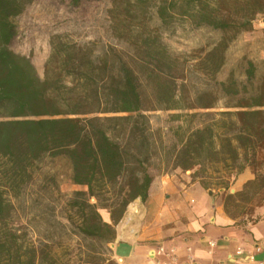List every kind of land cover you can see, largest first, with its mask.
<instances>
[{"label":"trees","instance_id":"obj_1","mask_svg":"<svg viewBox=\"0 0 264 264\" xmlns=\"http://www.w3.org/2000/svg\"><path fill=\"white\" fill-rule=\"evenodd\" d=\"M31 2L0 0V264H118L111 244L129 205L178 169L222 193L233 218L253 219L264 199V76L252 60L243 80L217 74L264 0H110L107 36L53 34L43 77L12 48ZM186 23L221 38L195 58L176 53L164 35ZM156 111L169 126L153 124ZM57 159L83 189L64 196L56 173L41 174ZM247 169L254 178L231 193Z\"/></svg>","mask_w":264,"mask_h":264},{"label":"crops","instance_id":"obj_2","mask_svg":"<svg viewBox=\"0 0 264 264\" xmlns=\"http://www.w3.org/2000/svg\"><path fill=\"white\" fill-rule=\"evenodd\" d=\"M247 169L235 180L240 191L254 178ZM110 221V214L107 215ZM233 218L224 199L193 181L191 171L157 175L149 197L131 203L111 244L118 264H158V245L177 248L174 264H264V199L252 216ZM215 242V246L210 243ZM243 248L242 256H234ZM255 254V261L247 259Z\"/></svg>","mask_w":264,"mask_h":264},{"label":"rangeland","instance_id":"obj_3","mask_svg":"<svg viewBox=\"0 0 264 264\" xmlns=\"http://www.w3.org/2000/svg\"><path fill=\"white\" fill-rule=\"evenodd\" d=\"M110 0H32L26 10L16 18L18 34L12 42V48L28 56L34 63L39 75L44 76V68L50 53V38L53 34L65 33L73 39L88 41L98 36H107L109 23L107 11ZM221 35L210 28H196L189 23L175 29L174 33H165L164 39L176 53L195 58L205 50L214 47ZM252 60L259 67V74L264 76V15H259L253 22V28L242 32L226 51V60L217 74L220 81L231 77L243 80L247 61ZM222 105V104H221ZM156 127L169 126L166 123L168 112L151 113ZM56 168V169H55ZM54 170V171H53ZM56 173L58 184L64 196L83 189L71 181L70 165L63 159L54 162L47 160L41 174ZM235 182L230 192L235 193ZM219 199L222 193L213 190ZM18 207L16 219L24 222L26 211ZM235 213V203H230ZM105 219L108 211L101 210Z\"/></svg>","mask_w":264,"mask_h":264},{"label":"built area","instance_id":"obj_4","mask_svg":"<svg viewBox=\"0 0 264 264\" xmlns=\"http://www.w3.org/2000/svg\"><path fill=\"white\" fill-rule=\"evenodd\" d=\"M211 246H215V242H211L210 243ZM152 255L153 256H157V257H160V256H163L165 258V260H161V259H158V264H174L176 263L177 261V248L176 247H166L164 245H158L152 252ZM244 253V249L243 248H239L234 256L232 255L231 259H233V257H236V256H242ZM247 259L250 260V261H255V254L254 253H249L247 255ZM258 264H263V262H259Z\"/></svg>","mask_w":264,"mask_h":264},{"label":"water","instance_id":"obj_5","mask_svg":"<svg viewBox=\"0 0 264 264\" xmlns=\"http://www.w3.org/2000/svg\"><path fill=\"white\" fill-rule=\"evenodd\" d=\"M93 201H95V199L93 198Z\"/></svg>","mask_w":264,"mask_h":264}]
</instances>
